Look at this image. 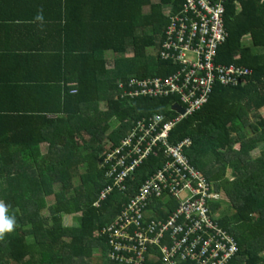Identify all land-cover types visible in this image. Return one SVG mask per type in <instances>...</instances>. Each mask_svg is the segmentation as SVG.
<instances>
[{"label": "trees", "instance_id": "obj_1", "mask_svg": "<svg viewBox=\"0 0 264 264\" xmlns=\"http://www.w3.org/2000/svg\"><path fill=\"white\" fill-rule=\"evenodd\" d=\"M16 1L31 7L28 15L16 8L8 12L27 22L21 27L26 29L22 66L27 69L28 90L23 92L28 97L11 96L10 90L7 101L12 104L0 98V201L9 205L17 221L14 231L0 239V264H90L96 251L100 264H116L107 258L105 238L96 236L127 202L114 191L101 208L94 206L108 185L100 168L106 145H117L143 116L172 115L168 106L179 102L176 97L122 101L116 99L118 85L165 65L157 57L168 24L165 12L177 13L186 0ZM234 1L226 5L229 39L219 49L217 63L235 64L252 74L245 85H216L210 101L175 127L171 143L191 138V163L224 194V203L212 207L217 211L222 206L219 224L238 243L229 264H264V0H238L240 12ZM41 28L49 31L37 40L40 46L26 49L31 33ZM108 51L113 68L105 58ZM69 82L77 83L76 93ZM47 91L51 95L37 101L36 108L21 105L33 93ZM101 104L105 112L98 110ZM78 138L89 151L81 152ZM45 143L50 145L48 155L41 153ZM160 161H147L138 172L140 179L157 170ZM79 169L85 171L81 183L66 185L74 174L70 170ZM54 174L61 178L57 189ZM49 185L55 197L51 205L43 194ZM31 200L34 211L28 208ZM44 209L48 215L40 213ZM64 215H75L73 225H63Z\"/></svg>", "mask_w": 264, "mask_h": 264}, {"label": "built area", "instance_id": "obj_2", "mask_svg": "<svg viewBox=\"0 0 264 264\" xmlns=\"http://www.w3.org/2000/svg\"><path fill=\"white\" fill-rule=\"evenodd\" d=\"M228 1L186 0L177 13L168 11L157 55L165 65L118 85L116 99L122 101L176 97L179 102L168 106L172 115L154 113L134 121L128 134L117 145L109 142L103 153L100 168L108 185L94 206L101 208L114 191L127 198L97 233L105 238L107 258L116 264H229L237 256L235 237L219 224L222 206L217 211L212 207L224 203V194L187 155L192 139L171 143L175 127L210 101L216 85H245L252 74L217 63L218 51L229 39L224 21ZM234 5L240 12V2ZM246 40L251 42L249 36ZM169 68L171 73L157 74ZM176 104L185 114L172 109ZM152 157L161 160L159 168L141 180L138 172Z\"/></svg>", "mask_w": 264, "mask_h": 264}, {"label": "crops", "instance_id": "obj_3", "mask_svg": "<svg viewBox=\"0 0 264 264\" xmlns=\"http://www.w3.org/2000/svg\"><path fill=\"white\" fill-rule=\"evenodd\" d=\"M29 4L30 3H18L16 0H0V98L2 102L8 104H12L7 101L10 97V90H13L11 96L18 97L20 95L26 98L28 97L26 92H23L28 90V84H26L27 69L22 66L24 65L22 59V53L24 52L22 50L23 45L26 44L24 40V38H26V36H24L26 29L21 27L27 22H24L25 20H23L21 16V18L14 19L9 17L8 12L9 9L16 8L20 14L28 15L29 9L31 8ZM28 22L31 25H42L38 21ZM44 25H48V22ZM50 25H52V23ZM48 31V28H46V30L44 28L34 30L33 33H31L32 36H30L29 42H27L28 46L26 49L30 48L32 50L39 47L40 45H38L39 43H37V40L42 39ZM15 39L16 41H14ZM32 53L34 54V51ZM47 95H51V92L33 93L29 101L21 99L20 101L23 100L21 105L25 109L36 108L38 104L37 101L44 97L48 98ZM261 111H264V108L260 110V113Z\"/></svg>", "mask_w": 264, "mask_h": 264}, {"label": "rangeland", "instance_id": "obj_4", "mask_svg": "<svg viewBox=\"0 0 264 264\" xmlns=\"http://www.w3.org/2000/svg\"><path fill=\"white\" fill-rule=\"evenodd\" d=\"M156 1H158V0H153V2H156ZM168 11L169 10L167 9L165 13L169 14ZM246 43L248 45L249 44V40H246ZM132 56H133L132 54H128L127 55V57H129V58L132 57ZM105 58L108 61L109 68H113V62H114L113 61V54L110 51L105 52ZM102 104L100 105L101 107H98V110H101V111L105 112L107 108L104 105H102ZM260 114L262 116H264V111H261ZM78 139H79V145H80L81 152L84 153V152L89 151V149L83 144V142L80 140V138H78ZM49 146H50L49 143L42 144L40 146L41 153H43V154H47L48 153L49 154V151H48L49 150ZM107 146H108V143H107L106 147ZM260 151H261V149L254 151L252 153V156L254 158L258 157L259 154H260ZM72 159H73V156H71L70 164L72 163ZM70 171L74 172L73 177H72V179L70 181H68L65 184L69 185V186H77V185H79L81 183V180H80L81 179V175H83L84 172H85L84 169H79L77 171H73V170H70ZM231 173H232L231 170H229L228 171V177H231ZM52 177H53V185H55V188L57 189V184L60 182L61 178L57 174H54ZM43 194H44V197L46 198V201H47L48 205H51V204H53L55 202V197L53 195V187L51 185L45 187ZM35 195H36V193L33 191L31 199L35 200V198H36ZM28 208H29L30 211H34L36 209V204H34L33 200H31L30 203H28ZM40 213L42 215H48V210L44 209ZM74 216L75 215H71V216L64 215V219H63L64 224L63 225L67 226V227H70L71 225H73ZM99 256H100L99 252L96 251L93 259L90 261V264H100L99 261H98V259H100Z\"/></svg>", "mask_w": 264, "mask_h": 264}, {"label": "clouds", "instance_id": "obj_5", "mask_svg": "<svg viewBox=\"0 0 264 264\" xmlns=\"http://www.w3.org/2000/svg\"><path fill=\"white\" fill-rule=\"evenodd\" d=\"M68 86L72 88V93L77 92L78 85L76 82H69ZM16 224L17 221L15 216L9 212V205L5 204L3 201H0V239H2L6 234L12 233L16 227Z\"/></svg>", "mask_w": 264, "mask_h": 264}, {"label": "water", "instance_id": "obj_6", "mask_svg": "<svg viewBox=\"0 0 264 264\" xmlns=\"http://www.w3.org/2000/svg\"><path fill=\"white\" fill-rule=\"evenodd\" d=\"M172 109H173L174 111L178 112L179 114H182V115L185 114L184 109H183L180 105H178V104L174 105V106L172 107Z\"/></svg>", "mask_w": 264, "mask_h": 264}]
</instances>
